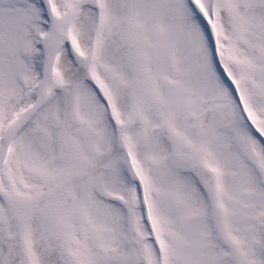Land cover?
Instances as JSON below:
<instances>
[{
  "label": "snow or ice",
  "instance_id": "1",
  "mask_svg": "<svg viewBox=\"0 0 264 264\" xmlns=\"http://www.w3.org/2000/svg\"><path fill=\"white\" fill-rule=\"evenodd\" d=\"M0 264H264V0H0Z\"/></svg>",
  "mask_w": 264,
  "mask_h": 264
}]
</instances>
